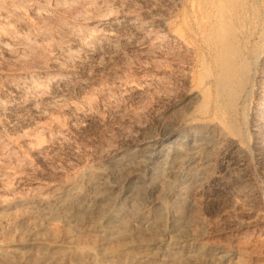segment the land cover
I'll use <instances>...</instances> for the list:
<instances>
[{
	"label": "rangeland",
	"instance_id": "rangeland-1",
	"mask_svg": "<svg viewBox=\"0 0 264 264\" xmlns=\"http://www.w3.org/2000/svg\"><path fill=\"white\" fill-rule=\"evenodd\" d=\"M164 144L179 157L143 158ZM111 168L108 222L85 188ZM73 185L90 210L72 228ZM99 228L120 231L113 264L125 246L183 264L175 243L264 264V0H0V264H88Z\"/></svg>",
	"mask_w": 264,
	"mask_h": 264
},
{
	"label": "bare ground",
	"instance_id": "bare-ground-1",
	"mask_svg": "<svg viewBox=\"0 0 264 264\" xmlns=\"http://www.w3.org/2000/svg\"><path fill=\"white\" fill-rule=\"evenodd\" d=\"M230 29V28H229ZM220 33V32H219ZM228 37V36H227ZM228 39V38H227ZM224 46V45H222ZM220 48V47H219ZM215 53V52H214ZM219 53V52H218ZM240 53V51H239ZM233 54H235V51L233 52ZM221 55V53H220ZM237 55V54H236ZM213 57V56H212ZM214 57H215V54H214ZM222 58V57H221ZM219 58V59H221ZM224 60H222L223 62V68H222V77L220 78V81L218 83V86L219 88L221 89L222 92L226 93L227 90H228V83L237 75V66L239 64L233 62L234 60H232V52H231V49H227L226 51V54L223 58ZM238 61V60H237ZM244 61V60H243ZM221 64V63H220ZM215 66V65H214ZM240 66V65H239ZM246 67V66H245ZM244 67V68H245ZM219 71V70H218ZM216 72V71H215ZM246 72V71H245ZM243 75V74H242ZM246 75V74H244ZM220 77V76H219ZM238 78V77H236ZM214 79V78H213ZM238 81V79H236ZM233 83V82H232ZM247 83V82H246ZM230 84V83H229ZM237 85V84H236ZM240 84H238L239 86ZM215 86V85H214ZM214 88V87H212ZM237 89V88H236ZM245 89V88H244ZM233 91V90H232ZM243 91V89H242ZM232 93V92H231ZM238 95V94H237ZM242 95V94H241ZM230 97V96H229ZM242 97V96H241ZM231 98V97H230ZM229 98V99H230ZM240 98V97H239ZM228 99V98H227ZM233 99V98H232ZM236 99V98H235ZM233 99V100H235ZM222 100V99H221ZM224 100V98H223ZM237 100V99H236ZM225 103V102H224ZM228 103V102H227ZM236 103V102H235ZM236 105V104H235ZM223 108V107H222ZM227 109V108H226ZM232 113V112H231ZM234 113V112H233ZM235 114V113H234ZM194 130V129H193ZM198 136V135H197ZM186 137V136H185ZM193 137V136H192ZM191 137V138H192ZM194 138L195 135H194ZM177 140V138L175 139ZM174 140V141H175ZM181 140V139H180ZM179 140V141H180ZM178 141V140H177ZM172 142V141H171ZM174 143V142H173ZM137 150V149H136ZM173 145L171 144H164V145H161L160 147L158 146H150L147 148V150L143 151L144 153H142L143 155V158L144 157H147L148 158V161H150L149 163H160L161 161H166L168 157H176L179 155L178 152L176 151H173ZM142 151V150H141ZM131 152V151H130ZM140 152V151H139ZM174 154V155H173ZM177 154V155H175ZM132 155V154H131ZM141 155V154H140ZM127 156V155H126ZM139 156V155H138ZM137 156V157H138ZM117 157V156H116ZM140 157V156H139ZM179 157V156H178ZM126 158V157H125ZM174 158V160L176 159ZM114 159V158H113ZM132 159V158H131ZM120 160H123L121 159V156H120ZM186 160V159H185ZM112 161V160H111ZM124 161V160H123ZM184 162H187V161H184ZM121 163L123 164V162L121 161H115L113 164H114V167L116 168V170H119V165H121ZM145 163H146V160H145ZM207 163V162H206ZM110 164V163H109ZM112 164V163H111ZM150 165V164H149ZM102 166V165H101ZM105 166H108V164ZM118 166V167H117ZM176 166V165H175ZM122 167V166H121ZM146 167V166H145ZM199 167V165H198ZM123 169V168H122ZM155 169V170H154ZM153 171L154 173L156 174H160L162 172V168L160 166H157L156 168H154ZM187 169V168H186ZM113 170V168L111 169H100V170H96L94 171L93 173H90V176L87 177L86 179V188L85 190H87L90 194V196L94 199V200H100V201H104L106 202L105 204V209L104 211H102V213H104V215H106V218L108 217V222L112 221L114 219V216H109V214L107 215V212L110 211V207L112 206L111 205V202L113 203V201L116 199L117 195L114 196V191L115 188H114V184L108 182L106 180V177L109 175V173ZM147 171V169H146ZM172 171V170H171ZM203 171L204 169H202L198 176L199 177L201 174H203ZM84 172V171H83ZM136 172V171H135ZM134 172V173H135ZM148 172V171H147ZM174 172V171H173ZM176 172V171H175ZM114 174V173H113ZM136 174V173H135ZM168 174V172H167ZM177 174V173H175ZM145 175V174H144ZM174 175V174H173ZM127 176V174L125 175ZM165 176V175H164ZM205 176V175H204ZM118 177V176H117ZM130 177V176H129ZM139 177V176H138ZM166 177V176H165ZM84 177H82L81 179H83ZM116 178V177H115ZM136 178V177H135ZM145 178V177H143ZM119 179V178H118ZM128 179V178H127ZM147 179V178H146ZM162 179V178H161ZM164 179V178H163ZM208 179V177H207ZM130 180V179H129ZM128 180V181H129ZM149 180V179H148ZM147 180V181H148ZM193 180V179H192ZM145 181V180H144ZM170 181V179H169ZM184 181V180H183ZM205 181V180H204ZM83 182V181H82ZM130 182V181H129ZM194 182V181H193ZM197 182V180H196ZM127 182H125L126 184ZM142 183V182H140ZM145 183V182H144ZM165 184V182H163ZM163 184V185H164ZM68 185V184H67ZM142 186V185H141ZM180 186V185H179ZM188 186V185H187ZM65 187V186H64ZM63 187V188H64ZM147 187V186H146ZM156 187V186H155ZM154 187V188H155ZM181 187V186H180ZM62 188V189H63ZM160 188V187H159ZM60 189V190H62ZM120 189V188H119ZM149 189V188H148ZM59 190V191H60ZM82 189H80L79 187H77V185H73L71 186L70 188H68L65 192H67V194L69 195V200L67 202L68 206L70 208L73 209V212L71 213H67L66 214V219L67 221L69 222V224L72 225V228L73 227H76V225L78 224H81V222H85L84 220H79L77 218V214L79 215V212L80 210L82 211H87L89 213L88 210H90V205H85V203L83 202V198H84V195H83V192L81 191ZM121 190V189H120ZM119 190V192H120ZM124 190V189H123ZM157 190V188H156ZM64 191V190H63ZM62 191V193H64ZM118 191V189H117ZM122 191V190H121ZM116 192V191H115ZM136 192V191H135ZM156 192V191H155ZM61 193V191H60ZM145 193V192H144ZM146 194V193H145ZM154 194V193H153ZM192 195V194H191ZM38 196V195H37ZM122 198H124L125 200H132L134 199L133 197L134 196V191L133 190H126L124 191L123 195H121ZM66 198V197H65ZM64 198V199H65ZM174 199V197H172ZM145 199L147 200L148 198L145 197ZM53 200V199H51ZM58 200V199H57ZM88 200V199H87ZM119 200V199H118ZM194 200V199H193ZM150 201V200H149ZM34 202L36 204H43L45 203L46 201L44 200V198L42 196H38L35 198ZM33 202V203H34ZM54 202V201H53ZM97 202V201H96ZM147 202V201H146ZM152 201H150L151 203ZM155 202V201H154ZM34 203V204H35ZM47 203V202H46ZM148 203V202H147ZM153 203V202H152ZM32 204V202L30 203ZM130 205V204H129ZM128 205V206H129ZM134 205V204H133ZM153 205V204H152ZM4 206V204H3ZM32 206V205H31ZM100 206V205H99ZM42 207V206H41ZM44 207V206H43ZM47 207V206H46ZM33 208V207H32ZM40 208V206H39ZM129 208V207H128ZM134 208V207H133ZM38 209V207H37ZM49 209V208H47ZM67 209V208H66ZM92 209V207H91ZM117 209V208H116ZM42 210V209H41ZM121 210V209H120ZM152 210V209H151ZM189 210V209H188ZM35 211V209H34ZM38 211V210H37ZM69 211V210H68ZM127 211V210H125ZM147 211V210H146ZM158 212V211H157ZM189 212V211H187ZM48 213V212H47ZM145 213V212H144ZM134 214V213H133ZM189 213H187L188 215ZM159 215V214H158ZM170 215V214H169ZM35 216V215H34ZM171 216V215H170ZM43 217V216H42ZM155 217V216H154ZM63 218V217H62ZM141 218V217H140ZM148 218V217H147ZM172 218V217H170ZM187 218V216H186ZM134 219V218H133ZM38 221V220H37ZM88 223H90L89 221H87ZM86 222V228H90L91 230H95L97 228L91 226L90 224H88ZM139 222V221H138ZM122 223V222H121ZM131 223V222H130ZM142 223V222H141ZM37 224V223H35ZM124 224V222H123ZM123 224H121V227L123 226ZM133 224V223H132ZM143 224V223H142ZM33 225V224H32ZM125 225V224H124ZM130 225V224H129ZM184 225V224H182ZM40 225H38L39 227ZM83 226V225H82ZM154 228V227H153ZM68 229V228H67ZM78 229V228H77ZM75 230V229H74ZM99 231L102 235V238H101V242H100V246L102 247V249H99V250H93L90 252L89 256L92 258L90 259L91 262H89L88 264H113L111 262H107L109 259H113L115 257H119V252L118 251H113V250H107L106 248H104V246L111 240L114 241V239H117L118 236L120 235V231L119 229H114L112 228V231L110 232H107L106 230L104 229H100L99 228ZM81 232V231H80ZM142 232V231H141ZM164 232V230H163ZM171 232V231H170ZM138 233V232H137ZM168 233V232H167ZM65 234V232H64ZM76 234V232H75ZM146 234V233H145ZM166 234V233H164ZM42 235V234H41ZM44 235V234H43ZM201 235V234H200ZM29 236V235H28ZM168 236V235H167ZM148 237V236H147ZM146 237V238H147ZM166 237V236H165ZM169 237L170 234H169ZM195 237V236H194ZM69 238H71L69 236ZM164 238V236H163ZM185 238V237H184ZM37 239V238H36ZM62 239V238H61ZM121 239V238H120ZM145 239V238H144ZM151 239V238H150ZM166 239V238H165ZM164 239V240H165ZM193 239V238H192ZM201 239V238H200ZM30 240V239H29ZM54 240V239H53ZM118 240V239H117ZM123 240V239H122ZM125 240V239H124ZM123 240V241H124ZM168 240V239H166ZM190 240V239H189ZM60 241V240H58ZM63 241V240H62ZM185 241V240H184ZM56 242V241H55ZM142 242V241H141ZM144 242V241H143ZM169 242V241H167ZM192 242V241H190ZM31 243V242H30ZM36 243V242H35ZM57 243V242H56ZM157 243V242H156ZM179 243V242H178ZM187 243V242H186ZM205 243V242H203ZM18 244V243H17ZM132 244V243H131ZM139 244V243H138ZM19 245V244H18ZM55 245V244H54ZM108 245V244H107ZM135 245V244H134ZM9 246V245H8ZM56 246V245H55ZM165 246V245H164ZM3 247V246H2ZM6 247V246H4ZM51 247H52V244H51ZM70 247V246H69ZM72 247V246H71ZM74 247V246H73ZM133 247V246H132ZM149 247V246H148ZM161 247V246H160ZM137 248V247H136ZM163 248V247H162ZM161 248V249H162ZM221 248V247H220ZM87 249V248H86ZM90 249V248H89ZM123 249V250H122ZM121 250H122V253L121 254H126L128 255V257L131 259V261H133V263L135 264H158V258L154 256V254L152 253H147V252H141V253H133L132 251L128 250V247L125 246L123 247ZM148 249V248H147ZM8 250V249H7ZM12 250V249H11ZM75 250V249H74ZM149 250V249H148ZM154 250V249H153ZM221 250V249H220ZM217 251L215 252H211L208 250V248L206 247H200V246H197V245H194L193 243H188V244H185L183 246H178L176 243L173 244L171 247H170V256L172 257V259H179L180 261L183 262V264H220L223 262V260L225 258H227L225 255H222L221 252ZM224 250V249H223ZM58 251V250H57ZM56 251V252H57ZM151 251V250H150ZM213 251V250H212ZM5 252V251H4ZM8 252V251H7ZM229 252V251H227ZM226 253V252H225ZM7 254V253H6ZM11 255V254H10ZM20 255V254H19ZM21 256V255H20ZM161 257V256H160ZM159 257V258H160ZM72 258V257H71ZM70 258V259H71ZM231 258V257H230ZM80 259V258H79ZM170 259V258H169ZM160 260V259H159ZM166 260V259H165ZM226 260V259H225ZM111 261V260H110ZM164 261V260H163ZM171 261V260H170ZM52 262V261H51ZM116 262V261H115ZM168 262V261H166ZM174 262V261H173ZM53 263V262H52ZM55 263V262H54ZM85 263V262H84ZM132 263V264H133ZM172 263V262H171ZM57 264V263H56ZM178 264V263H177Z\"/></svg>",
	"mask_w": 264,
	"mask_h": 264
}]
</instances>
